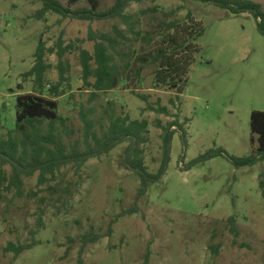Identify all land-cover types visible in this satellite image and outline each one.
Returning <instances> with one entry per match:
<instances>
[{"label":"rangeland","instance_id":"374dc122","mask_svg":"<svg viewBox=\"0 0 264 264\" xmlns=\"http://www.w3.org/2000/svg\"><path fill=\"white\" fill-rule=\"evenodd\" d=\"M252 1L264 8V0ZM99 2L106 10L116 0ZM151 6L160 11L184 7L177 18L185 20L190 11L204 28L197 41L201 51L194 56L182 93L156 88L153 67H149L140 86L134 84V91L147 96V102L125 87L90 102V92L83 90L79 48L93 52L90 31L108 32L114 24L124 28L119 20L89 23L53 13L37 20L36 13L42 8L39 0H0L1 132L15 122L16 96L33 92V78L25 80L23 75L35 65L42 39L49 84L59 80L60 46L66 50L63 59L70 64L65 76L70 78L71 90L58 99L59 114L74 131L66 141L83 139L82 106L95 108V120L106 128L108 103L117 114L149 122L147 141L142 145L149 172L156 173L161 167L165 139H170L166 171L137 203L139 211L132 216L116 219L134 205L139 187L138 176L124 165L129 142L89 160L80 171L68 165L44 185L39 184L38 173L24 178L22 197L3 189L0 264H77L82 236L90 232L107 235L110 230V235L87 247L81 255L84 264H145L147 256L149 264H264L260 187L264 162L237 168L226 157L217 156L193 163L219 149L239 158L252 153L251 113L264 112V35L251 14L233 15L200 1L146 0L133 3L128 12ZM155 17L162 19L160 12ZM153 25L154 21L150 24L144 19L142 28L150 30ZM136 45L144 47L141 41ZM147 103L155 110L147 109ZM160 107L169 113L157 111ZM96 129L100 132V126ZM5 170L10 173L9 167ZM41 211L43 226L39 228ZM231 216L236 218L237 234L228 222ZM33 241L38 244L17 258L6 251L11 243Z\"/></svg>","mask_w":264,"mask_h":264},{"label":"trees","instance_id":"16d2710c","mask_svg":"<svg viewBox=\"0 0 264 264\" xmlns=\"http://www.w3.org/2000/svg\"><path fill=\"white\" fill-rule=\"evenodd\" d=\"M42 8L36 13L37 20L53 13L63 19L78 20L83 22H103L119 20L124 26L114 24L111 31H90L89 40L94 43L93 52L79 48V62L82 68L81 80L84 91L90 92V102L96 100L100 94H107L119 87L131 91L136 90L143 80L144 71L153 67L152 75L156 88L163 87L169 91L182 93L187 82V76L194 56L201 49L197 41L204 35L201 22L193 20L189 11L186 19L177 18V14L184 7H177L169 11H160L158 6L146 7L137 13L128 12L133 3L142 4L146 0H116L115 4L103 10L99 0H39ZM155 2L156 0H152ZM187 1V0H184ZM210 3L225 9L233 15L249 13L256 20L258 32L264 35V8L252 0H194ZM86 3L82 6L79 4ZM158 12L162 19L155 17ZM144 19L154 24L150 30L142 28ZM144 43L143 48H137V42ZM53 52V50H50ZM65 49L60 46L58 54L59 80L48 83L46 71V49L42 39L35 52V65L25 73V80L33 78V92L16 96L15 122L12 128L1 132L4 126L0 122V197L3 189L13 191L16 197L23 195V179L33 177L38 173L39 184L44 185L49 177L55 178L56 173L68 165L80 171L91 159L108 155L118 145L129 142L127 157L124 165L134 172L139 178L136 200L132 207L123 209L116 217L132 216L139 211L137 203L144 199L150 186L159 182L164 175L168 162V146L170 139H165L164 160L156 173L148 171L145 165V148L142 146L147 141L149 122L145 119L132 120L129 115H120L111 103L105 108L109 124L106 128L95 120V108L85 109L82 106L80 117L83 124V139L73 143L66 141L74 134L67 125L68 119L59 114L58 99L71 90L70 78L65 76L70 72V64L65 58ZM138 84V85H137ZM123 85V86H122ZM22 89L21 85L18 86ZM134 93H136L134 91ZM137 98L147 102V96L137 94ZM147 109L155 110L152 104L147 103ZM157 111L169 113L167 108L160 107ZM1 121V109H0ZM100 126V132L96 127ZM177 125V122L176 124ZM251 144L254 146L252 153L246 157L227 155L224 150L209 152L199 156L194 164L207 161L217 156H224L235 167L253 166L264 162V112L253 111L250 117ZM5 167L10 168L7 173ZM263 190L264 181H260ZM62 199H57L60 202ZM39 214V228L43 226ZM232 231L237 234V222L234 216L228 220ZM111 233V230L109 231ZM108 232V233H109ZM107 234L90 232L82 236L81 248L77 264H84L83 257L87 247L96 244ZM35 235V233H33ZM38 243L9 244L8 252H14L17 258L24 251L30 250ZM217 253V249H214ZM149 264V257L145 259Z\"/></svg>","mask_w":264,"mask_h":264}]
</instances>
